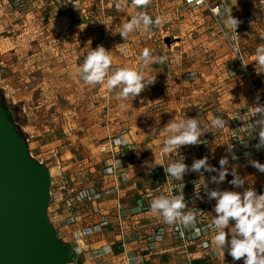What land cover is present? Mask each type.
Segmentation results:
<instances>
[{
	"label": "rangeland",
	"instance_id": "1",
	"mask_svg": "<svg viewBox=\"0 0 264 264\" xmlns=\"http://www.w3.org/2000/svg\"><path fill=\"white\" fill-rule=\"evenodd\" d=\"M89 1L0 0V98L32 156L51 175L49 220L71 249L69 264H243L215 251L216 201L207 192L264 193V172L250 163L264 164V147H256L258 130L249 126L258 119L249 108L264 106V73L257 74L255 64V50L264 44L259 0H209L220 2V26L208 7L187 8L182 0L146 6L110 0L112 7L92 25ZM92 3L94 9L101 0ZM230 10L241 21L238 55L223 34L233 35L225 23ZM75 11L88 24L56 20ZM141 13L153 24L124 40L123 25ZM98 45L112 54L137 52L138 58L122 56L113 69L126 66L121 59L141 65V53L150 50L158 58L151 65H157L143 72L156 82L134 99L118 97L106 81L85 83L81 67ZM134 101L150 106L140 112ZM140 114L149 119L138 121ZM197 116L206 126L200 143L164 151L168 120ZM216 117L226 121L223 127L212 124ZM132 128L151 132L158 143L123 152L127 141L119 135ZM111 137L115 155L100 151ZM205 157L212 170H190ZM182 158L189 166L183 180L167 177L164 166ZM222 159L228 175L217 183ZM237 176L242 187L230 183ZM181 189L193 218L167 224L152 212L151 201Z\"/></svg>",
	"mask_w": 264,
	"mask_h": 264
},
{
	"label": "clouds",
	"instance_id": "2",
	"mask_svg": "<svg viewBox=\"0 0 264 264\" xmlns=\"http://www.w3.org/2000/svg\"><path fill=\"white\" fill-rule=\"evenodd\" d=\"M133 2L137 6H146L150 0H133ZM155 22L159 23V19ZM225 23L230 26V31L237 35L236 29L241 21L232 16L231 10L228 12ZM152 24V18L141 13L125 23L119 34L126 40L130 33L141 27L147 30ZM255 57L257 74L264 73V44L256 48ZM140 60L141 67L138 69L128 67L113 69L110 51L102 45H98L87 53L81 67V76L89 85L104 84L106 81L108 90L118 89V97L134 99L156 82V76H146L143 72V66L152 60L150 50L145 49L141 53ZM244 66L247 65L244 64ZM253 108L256 110L254 117H258V119L249 122V126L253 130H258L259 143L256 147L260 148L264 147V106L257 105L249 109ZM225 122L222 117H216L212 124L219 128L223 127ZM204 127L206 126L200 123L198 116L183 120L173 119L165 126L170 135L164 142V151L173 148L180 149L182 146L198 145L204 134L202 131ZM220 163L222 171L218 178L213 177V181L217 183L223 182L228 175L227 169L224 167L227 160L222 159ZM250 163L258 171L264 172V164L254 160ZM201 169L212 170L206 157L194 161L190 170L200 172ZM164 171L167 177L183 180V176L189 171V166L184 163L182 158L164 166ZM230 183L237 187L243 186V180L238 176ZM182 189L179 195L169 197L161 194L151 201L152 212L162 216L167 224L179 222L187 224L193 218L190 211H185L187 203ZM207 195L216 201L215 215L212 219L215 232L213 237L215 251L223 256L227 251L234 261L243 259V264H264V193L257 194L252 188L245 189L243 192L216 189L207 192Z\"/></svg>",
	"mask_w": 264,
	"mask_h": 264
},
{
	"label": "water",
	"instance_id": "3",
	"mask_svg": "<svg viewBox=\"0 0 264 264\" xmlns=\"http://www.w3.org/2000/svg\"><path fill=\"white\" fill-rule=\"evenodd\" d=\"M51 175L31 154L0 98V264H69L49 220Z\"/></svg>",
	"mask_w": 264,
	"mask_h": 264
},
{
	"label": "crops",
	"instance_id": "4",
	"mask_svg": "<svg viewBox=\"0 0 264 264\" xmlns=\"http://www.w3.org/2000/svg\"><path fill=\"white\" fill-rule=\"evenodd\" d=\"M93 1L94 0H90L89 4H88V7H89L88 8V18H90V22L92 25L95 24L94 21H99V20L103 19L102 15L104 14L105 9L107 10V8L112 7L111 4H108V2H107L110 0H101V3H103V4H100L101 7H100V5H97V7H96L97 9L96 8L92 9L91 6H93V3H92ZM98 6L100 7L99 9H98ZM63 10L61 9L60 12H62ZM85 18H86V16L85 17L84 16L79 17L78 13L75 11V13H73V14H72V12L68 13V14H60L56 20L61 22V23H66L69 21V23L71 25L76 26L78 24H83V22H87V24H88V18H86L87 20H85ZM104 23H108L107 20H105ZM91 49H94V48H91ZM110 53H111V51H110ZM136 54H137V52H134L131 55H126L124 53H122V54L121 53H115V54L111 53L112 62H114L112 64L114 66L119 65L118 63H121L120 58L122 56L125 58H128L129 56L135 55V58H138V57H136L137 56ZM155 59H158V58H156L155 56L152 57V60H155ZM152 60L150 61V63L148 65H146V66L144 65L145 68H143V71L144 70L152 71L156 67L157 64L151 65ZM121 61L126 64V66H124V67L132 68V69H138L141 67V65H138V62L134 63V66L130 65L131 61H133V60H131L130 62H126V60L124 61L121 59ZM121 65H122V63H121ZM149 102L150 101H146V103H144V101H134V104H135V106L139 107L138 109L141 112L143 109L148 108V106H150ZM146 104H148V105H146ZM145 119L148 120L149 117L143 116L142 114L138 115V118H137L138 121H141V120L144 121ZM120 122H122V121H120ZM168 122H170V121L168 120ZM168 122H167V124H168ZM143 130H145V129L132 128V129H129L128 133L125 131L119 135L120 136L119 138H121V140L127 141L122 146V147H124L123 152L125 150L129 151L130 149H134L135 145H137L138 147L143 146L144 148H146V147L150 148L153 144L158 143L157 141H155V137L153 135H151V132L146 134V132H143ZM137 131H139V132H137ZM158 138H159V136H156V139H158ZM128 143H131V147L128 146ZM156 149H159V148L157 147ZM204 262L202 261V264H206Z\"/></svg>",
	"mask_w": 264,
	"mask_h": 264
},
{
	"label": "built area",
	"instance_id": "5",
	"mask_svg": "<svg viewBox=\"0 0 264 264\" xmlns=\"http://www.w3.org/2000/svg\"><path fill=\"white\" fill-rule=\"evenodd\" d=\"M102 4V3H101ZM182 4L184 7L187 8H200V7H208L210 12L213 14L215 22L217 25L220 26V19L219 15L221 12V6L220 2L217 1L214 4H210L209 0H182ZM259 6L261 9H264V0H259ZM104 9V8H103ZM239 29H240V24L238 25L236 32L237 35H235L233 32V35L231 36L230 33L223 31L224 37L230 42L231 47L236 55L240 53L239 51V46H238V41H237V36L239 34ZM116 138L111 137L108 143L104 146L101 147L100 151L102 153H107V154H116Z\"/></svg>",
	"mask_w": 264,
	"mask_h": 264
}]
</instances>
